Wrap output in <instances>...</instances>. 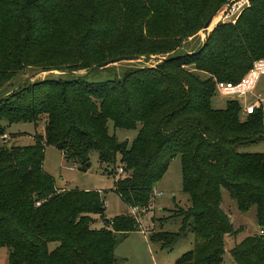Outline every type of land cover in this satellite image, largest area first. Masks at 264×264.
I'll return each instance as SVG.
<instances>
[{
  "label": "trees",
  "instance_id": "16d2710c",
  "mask_svg": "<svg viewBox=\"0 0 264 264\" xmlns=\"http://www.w3.org/2000/svg\"><path fill=\"white\" fill-rule=\"evenodd\" d=\"M229 1L0 0V136L18 123L44 130L33 145L0 148V248L8 264H116L115 234L139 231L176 156L189 206L174 212L178 232L149 240L166 249L190 232L193 248L176 264H223L225 237L243 232L221 207L224 189L239 211L255 207L259 228L235 242L230 257L264 264V153L240 151L264 142V111L241 119L238 101L211 104L216 82L237 84L264 59V0H249L234 24H218L199 48L178 52ZM151 56L164 60L112 80L88 78L96 65ZM27 70L69 77L23 76L12 85ZM108 123L137 129L131 145L109 134ZM47 145L82 172L92 152L106 171L119 156L114 191L139 218L105 219L98 192L57 189L42 170ZM94 215L105 226L94 228Z\"/></svg>",
  "mask_w": 264,
  "mask_h": 264
},
{
  "label": "rangeland",
  "instance_id": "374dc122",
  "mask_svg": "<svg viewBox=\"0 0 264 264\" xmlns=\"http://www.w3.org/2000/svg\"><path fill=\"white\" fill-rule=\"evenodd\" d=\"M249 6V0H230L228 4L220 8L216 15L217 20L210 24L207 34H203L202 30L188 38L182 43L178 52H188L199 48L205 41L206 37L218 24H234L241 12ZM155 61H147L144 58L122 60L111 63L99 70L90 71L88 78L92 82L112 80L120 77L127 69L154 66ZM87 71L76 72L85 74ZM23 76L31 78V81H41L44 79H67L68 74L52 71V72H36L32 70L24 71L22 74L14 78L12 85L16 84ZM205 77V76H202ZM11 85V86H12ZM7 87L4 91H9ZM264 98V75L258 78L252 93L245 97L224 96L217 91L211 100L213 108L221 109L229 100H236L242 106L244 102L252 104L256 98ZM245 100V101H244ZM246 118L243 114L241 119ZM4 125V124H3ZM109 134L115 135L118 142H127L131 145L136 138L138 130L114 129L111 123H108ZM43 125L35 127L32 123L13 124L6 129V133L18 134L17 139H11L10 135L5 143L0 139L1 147L12 146H28L35 143L36 135H43ZM23 134H20L22 133ZM25 133V134H24ZM241 152L246 153H264V142L254 145H248L240 148ZM118 158L116 163L111 166L110 171H106L105 167L98 162L97 153L92 152L89 156L90 169L82 172L74 164L64 160L62 153L53 146L47 145L44 149L42 170L54 180L56 188L64 190H80L84 192H98L104 202L105 213L104 218L111 220L114 217L125 215L130 212V208L122 202L114 191V182L118 173ZM156 196L154 198L153 207L150 211L140 217L139 231L131 232L126 235L115 234L114 254L117 260L116 264H176L178 258L193 248L194 235L187 233L186 236L178 238L169 248L162 249L160 244L149 240L153 232L164 231L176 233L179 231L181 221L174 217V212L181 208L186 209L189 206L188 197L182 191V175L180 156L173 158L167 168V171L155 187ZM222 209L228 214L229 219L235 229L241 228L243 232L237 237L226 236L224 239V255L223 264H235L230 257L229 251L238 242L243 235L252 236L259 233L255 217V207H251L246 212L238 210L237 204L232 200L228 192L221 190ZM96 218L93 225L99 229L105 226L103 218ZM142 232V233H141ZM56 246L55 243L49 244L52 250ZM8 249L0 248V264H8Z\"/></svg>",
  "mask_w": 264,
  "mask_h": 264
},
{
  "label": "built area",
  "instance_id": "2783aa9c",
  "mask_svg": "<svg viewBox=\"0 0 264 264\" xmlns=\"http://www.w3.org/2000/svg\"><path fill=\"white\" fill-rule=\"evenodd\" d=\"M263 75H264V59L254 62L252 68L237 84L216 82L215 89L218 93L224 96L232 95V96L245 97L247 94L252 93L253 89L256 86L258 78ZM256 109H261L264 111V98L257 97L254 103L252 104H247L244 102V105L242 106V114L250 115ZM8 137L9 136L6 133L0 136L2 143H5L8 140ZM117 172L122 174L123 173L122 168H118ZM137 211L138 210L136 208H133L131 213L135 214ZM261 234H263V232H261Z\"/></svg>",
  "mask_w": 264,
  "mask_h": 264
},
{
  "label": "water",
  "instance_id": "95a60500",
  "mask_svg": "<svg viewBox=\"0 0 264 264\" xmlns=\"http://www.w3.org/2000/svg\"><path fill=\"white\" fill-rule=\"evenodd\" d=\"M230 2V1H229ZM228 2V3H229ZM227 3V4H228ZM211 21L212 20H210V22L209 23H207V25L204 27V29H202V33L205 35V34H207V32H208V28H209V26H210V24H211ZM148 60L149 61H155V62H161L162 60H164L163 58H159V57H153V56H151V57H149L148 58ZM112 62H109V63H105L103 66H100V65H96V66H94L92 69H91V71H95V70H99V69H101V68H103V67H105V66H108V65H110ZM114 63V62H113Z\"/></svg>",
  "mask_w": 264,
  "mask_h": 264
},
{
  "label": "crops",
  "instance_id": "0c3cea01",
  "mask_svg": "<svg viewBox=\"0 0 264 264\" xmlns=\"http://www.w3.org/2000/svg\"><path fill=\"white\" fill-rule=\"evenodd\" d=\"M6 134H7L8 136H9V135H11L10 133H6ZM18 134H19V133H18ZM20 134H23V132H22V133H20ZM24 134H25V133H24ZM10 138H11V136H10ZM11 139H12V138H11ZM16 139H17V137H16ZM16 139H15V140H16ZM57 189H60V188H57ZM61 190H64V189H61ZM129 210H130V212H128L127 214H129V213H131V212H132V210H131V209H129ZM141 233H142V232H141Z\"/></svg>",
  "mask_w": 264,
  "mask_h": 264
},
{
  "label": "bare ground",
  "instance_id": "6f19581e",
  "mask_svg": "<svg viewBox=\"0 0 264 264\" xmlns=\"http://www.w3.org/2000/svg\"><path fill=\"white\" fill-rule=\"evenodd\" d=\"M216 20H217V17H215V18L213 19V23H214ZM211 23H212V21H211Z\"/></svg>",
  "mask_w": 264,
  "mask_h": 264
}]
</instances>
